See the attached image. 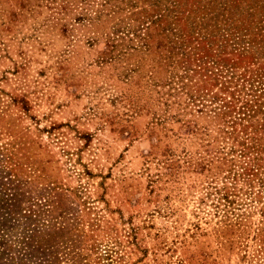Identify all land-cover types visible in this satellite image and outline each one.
Listing matches in <instances>:
<instances>
[{"label":"rangeland","instance_id":"rangeland-1","mask_svg":"<svg viewBox=\"0 0 264 264\" xmlns=\"http://www.w3.org/2000/svg\"><path fill=\"white\" fill-rule=\"evenodd\" d=\"M0 264H264V0H0Z\"/></svg>","mask_w":264,"mask_h":264}]
</instances>
